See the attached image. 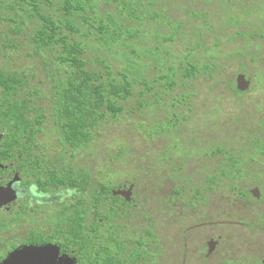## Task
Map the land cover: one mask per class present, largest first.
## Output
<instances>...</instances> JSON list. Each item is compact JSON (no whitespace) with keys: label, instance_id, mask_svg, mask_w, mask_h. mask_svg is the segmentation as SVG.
Instances as JSON below:
<instances>
[{"label":"trees","instance_id":"obj_1","mask_svg":"<svg viewBox=\"0 0 264 264\" xmlns=\"http://www.w3.org/2000/svg\"><path fill=\"white\" fill-rule=\"evenodd\" d=\"M45 1L0 0L3 24L0 28V130L3 140H15L19 134L20 155L40 159L42 152L50 151L59 155L57 159L63 165L77 156L85 161L94 160L98 165L92 170L82 168V189L91 197L97 190L110 189L116 181V185L126 184L137 190H166L164 195H169L167 200L171 201L172 194L181 192L188 182V158L198 157L208 170L211 167L208 157L220 154L215 140L202 128L197 126L196 129V125L189 124V134L188 128H184L182 137L180 130L190 113L203 108L204 103L186 101L202 99L200 92L175 91L189 84L196 88L194 82L202 73L207 76L206 80L212 81L207 85V93L219 89L224 97L229 90L230 99L237 106L247 102L244 95L255 93L256 85L264 89V56L255 43L259 32L264 33V15H253L264 14V0H207V4L203 0L200 5L208 6L206 11L188 14L200 21L191 34L181 33L182 24L174 25L162 11L154 12L156 1L58 0L55 8ZM103 2L113 5L114 10L101 12ZM214 8L220 13L215 14ZM205 15L208 17L201 21L199 18ZM157 16L169 24L170 34L142 33L147 23L156 21ZM91 29L96 32V42L105 47L104 56H87L84 30ZM209 35L213 41L215 39L216 48L221 47L217 37L222 36L225 45L247 42L253 49L250 61L258 66L257 73L252 74L254 78L239 70L235 72L234 81L223 78L221 63L215 62L213 55V41H210L212 45L208 44ZM261 37L264 50V34ZM177 39L183 45L189 44L184 55L166 48ZM115 47L129 52L119 53ZM18 52H24L27 61L34 59L35 64L16 67L10 59ZM246 53L249 52L233 49L231 57H245ZM107 54L114 56L112 60L119 63L118 67ZM38 70L44 71L43 77L36 76ZM239 74L250 82L243 92L237 90ZM223 84L227 88L223 89ZM135 87L139 89L140 112L144 115V120L135 125L141 150L135 154L131 153L134 148L121 147L115 154L112 152L107 162L99 159L94 144L102 129L122 115L125 102L134 96ZM223 100L219 97L212 100L218 115L223 112V106L216 103ZM257 101L252 104H256L260 115L261 106ZM159 111L164 112L163 117ZM155 112L157 115L150 121ZM47 118L52 121L49 126L45 124ZM258 122L264 126V121ZM222 125L226 124L222 122ZM261 150L264 151V147ZM92 173H97V178L92 179ZM164 183H169L168 189L163 188ZM99 203L98 223H106L108 216L101 214L107 212L108 203L101 197ZM83 205L89 210L91 198L84 200ZM105 232L110 231L107 228L99 234V241H105ZM95 239L98 237L91 234L84 237L79 251L82 264H138V249L133 248L128 254L108 250L105 253L104 247L99 250L93 246Z\"/></svg>","mask_w":264,"mask_h":264},{"label":"flooded vegetation","instance_id":"obj_2","mask_svg":"<svg viewBox=\"0 0 264 264\" xmlns=\"http://www.w3.org/2000/svg\"><path fill=\"white\" fill-rule=\"evenodd\" d=\"M219 116L225 123L227 112ZM259 120L264 121V112L252 109L234 134L226 125L219 130L223 138L208 133L220 148L218 156L208 157L211 173L198 157L188 158V182L171 201L166 190H137L116 181L94 197L86 195L82 168L92 170L98 163L77 156L63 165L50 151L40 159L20 155V135L6 141L0 130V264L32 246H54L58 258L82 264L79 251L90 234L98 237L93 246L105 253L138 249V264H264V126ZM239 134L244 138L237 145L231 138ZM99 197L108 203L101 214L108 216L106 223H98ZM90 198L88 210L83 201ZM169 220L171 228L165 229ZM107 228L105 241H99Z\"/></svg>","mask_w":264,"mask_h":264},{"label":"rangeland","instance_id":"obj_3","mask_svg":"<svg viewBox=\"0 0 264 264\" xmlns=\"http://www.w3.org/2000/svg\"><path fill=\"white\" fill-rule=\"evenodd\" d=\"M45 1V0H44ZM50 4L48 6H51L52 8H55L57 6L58 0H48ZM147 1H156L157 4L153 9L154 12L159 13L162 11V15L169 20L174 25L177 24H182L181 27V33L186 34V33H192L193 30H197L198 26L200 25V21H195V19H192L188 16L190 11H206L207 7L205 4H207V0L204 2L205 4H201L200 2H203V0H195L193 3L191 0H147ZM199 3H195V2ZM46 3V1H45ZM195 3V4H194ZM101 12L104 11H113L114 6L113 5H105V3H101ZM197 6L199 9H197ZM50 8V7H47ZM215 10V8L213 9ZM215 10V14H219L220 11ZM253 15H258V16H263L264 14H253ZM158 19L155 21L152 20L147 23L146 27L142 29V33L145 32H150V31H155L158 32L160 31L161 34L164 36H167L170 34V26L169 24L164 23L162 21L161 17L157 16ZM208 15H205L203 17H200L199 19L201 21H204L205 18H207ZM3 27L2 22L0 21V28ZM85 31V37L84 41L88 44L87 48V56L89 58H94L98 56H104V50L105 47H102L99 45V43L96 42V37H95V31L91 29L90 31L84 30ZM264 34L263 32H259V35L257 39L255 40V43L257 45L258 50L260 51L261 56H264V50L263 48V39L261 35ZM220 41L222 43L220 48H216L214 46L215 39L214 41L212 40L211 36H208V41L210 45V41H213V55L216 56L215 62L221 63V72L223 78H228L232 79L234 81V75L237 70L244 72L247 74L249 77L254 78V75L257 73V64H252L251 63V58L252 57V51L253 49L247 46V42H240V44L237 46L235 44L231 45H225V41L221 37ZM253 43V42H252ZM189 46V44L183 45L182 42L177 39L174 44L171 46H167L166 48L169 50H172L173 52L179 54V55H184L186 53V49ZM239 50H247L249 53H246L245 57H231V52L233 49H238ZM116 50L119 51V53H123L125 51L129 52V50H124L123 48L120 47H115ZM139 50V48H137ZM262 49V50H261ZM29 51V48H28ZM107 57L111 59V62L118 67L119 63L114 62L113 55L112 58L107 54ZM0 60L2 58L0 57ZM258 61H261L260 59H255ZM10 61L16 66V67H24V66H33L35 64V60L31 59L26 60L24 57V52H18L14 53ZM224 66H226V69L224 71ZM264 66V65H262ZM254 75L252 76V74ZM36 76L37 77H43L44 76V71L38 70L36 71ZM216 76V75H215ZM207 76L205 74H201L199 77V80L195 81L194 83L196 84V88L190 86L182 87L177 89L175 92H200L202 94V99L200 98H190L187 99L186 101L190 102L191 101H199L201 103H204L203 108H196L194 109L188 119V123L185 122L183 124V128H181V135L184 137L185 130L184 128H188L187 133L189 134V129L190 125H196L195 128L198 129V127L202 128L206 133H213L214 136L217 138H223V133L222 131L224 127L221 122V118L216 112V108L214 104L212 103V100L218 97L223 96V91L219 89H214L213 93H207V85L212 83L210 80H206ZM226 81V80H223ZM259 81V79H258ZM192 83L193 81H189ZM222 88L225 89L227 88L226 84L222 85ZM261 88V89H258ZM138 91L137 87L134 89V96H132L127 102L124 104V112L122 115L119 117L117 121L112 123L110 126L106 125L104 129L100 132L98 140L94 144V148L96 149L97 156L99 159L107 160L111 158L112 152L114 154L116 151L121 148V147H132L134 148L131 153L139 154V151L141 150V143H140V136L138 133V129L135 128V125L140 123L142 119L144 120V115L141 114L140 110L142 109L141 102L142 99L138 98ZM253 94H250L248 96H245L247 102L244 104L237 106L232 103L231 101V93L228 92L224 96V100L220 102V105L223 106V110L227 112V117L225 119L226 127L228 130V134H234L235 133V128H237L240 125V119L244 118L247 114H250L252 109H256V104L255 101L258 102L261 106V111L264 112V100H259L262 99V96L264 95V89H262V86H255L253 89ZM198 96V94H197ZM235 97V96H234ZM257 99V100H256ZM156 113V114H155ZM154 114H151L150 116V121H153L154 117L157 115V112ZM159 114L161 117L164 116L163 111H159ZM258 125H261L260 122H257ZM45 124L47 126L52 124V121L50 118H47L45 120ZM198 126V127H197ZM216 131V132H215ZM243 136L241 134L233 136L231 139L233 141L237 140V145L242 144L243 141ZM186 150V147H185ZM183 150V152L185 151ZM101 163H103L101 160H99ZM165 185L163 188L168 189L169 188V183H164ZM160 188V187H159ZM165 193V192H164ZM181 214V213H180ZM171 220L163 222V226L165 229H170L171 228Z\"/></svg>","mask_w":264,"mask_h":264},{"label":"water","instance_id":"obj_4","mask_svg":"<svg viewBox=\"0 0 264 264\" xmlns=\"http://www.w3.org/2000/svg\"><path fill=\"white\" fill-rule=\"evenodd\" d=\"M237 90L246 91L250 82L245 76L239 74L236 79ZM2 134H0L1 139ZM132 188L126 193L129 194ZM50 262V263H49ZM2 264H73L68 257L58 258V250L54 246L26 247L23 250L13 252Z\"/></svg>","mask_w":264,"mask_h":264}]
</instances>
